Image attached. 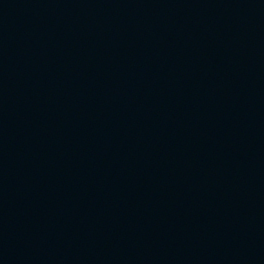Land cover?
Wrapping results in <instances>:
<instances>
[{"label": "water", "instance_id": "obj_1", "mask_svg": "<svg viewBox=\"0 0 264 264\" xmlns=\"http://www.w3.org/2000/svg\"><path fill=\"white\" fill-rule=\"evenodd\" d=\"M0 264H264V0H0Z\"/></svg>", "mask_w": 264, "mask_h": 264}]
</instances>
